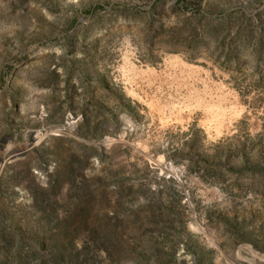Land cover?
<instances>
[{
    "label": "rangeland",
    "instance_id": "1",
    "mask_svg": "<svg viewBox=\"0 0 264 264\" xmlns=\"http://www.w3.org/2000/svg\"><path fill=\"white\" fill-rule=\"evenodd\" d=\"M0 264H264V0H0Z\"/></svg>",
    "mask_w": 264,
    "mask_h": 264
},
{
    "label": "water",
    "instance_id": "2",
    "mask_svg": "<svg viewBox=\"0 0 264 264\" xmlns=\"http://www.w3.org/2000/svg\"><path fill=\"white\" fill-rule=\"evenodd\" d=\"M60 132V131H59Z\"/></svg>",
    "mask_w": 264,
    "mask_h": 264
}]
</instances>
